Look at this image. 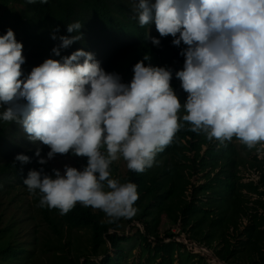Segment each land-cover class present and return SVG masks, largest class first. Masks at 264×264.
Listing matches in <instances>:
<instances>
[{
    "label": "clouds",
    "instance_id": "obj_1",
    "mask_svg": "<svg viewBox=\"0 0 264 264\" xmlns=\"http://www.w3.org/2000/svg\"><path fill=\"white\" fill-rule=\"evenodd\" d=\"M133 11L141 27L154 24L161 38L186 46L175 71L187 93L183 104L171 84L173 70L146 66L147 55L134 65L130 83L83 49L46 59L25 77L23 43L11 28L0 36V120L15 122L29 141L50 149L45 157L37 147L41 167L23 181L41 208L66 215L79 204L110 223L135 216L138 186L112 178L110 166L123 158L128 170L145 172L185 124L208 141L235 138L249 149L264 147V0H138ZM82 28L70 23L71 35L58 36L57 27L52 55L81 41ZM145 39L161 45L150 34ZM58 155L86 164L46 171ZM15 161L31 159L18 154Z\"/></svg>",
    "mask_w": 264,
    "mask_h": 264
},
{
    "label": "trees",
    "instance_id": "obj_2",
    "mask_svg": "<svg viewBox=\"0 0 264 264\" xmlns=\"http://www.w3.org/2000/svg\"><path fill=\"white\" fill-rule=\"evenodd\" d=\"M131 3L134 2L125 6L110 0H48L46 4L39 0H0V36L11 28L17 41L23 43L26 63L22 68L26 77L46 59H61L83 49L81 40L62 51L61 57L53 56L52 49L59 41L51 37L57 27L58 36L71 35L67 25L77 21L83 25V35L84 11H90L104 31L121 40L101 63L107 72L115 69L127 76L147 55L150 60L145 61L146 66L150 63L173 70L172 87L186 102L187 93L174 71L176 63L184 64L180 52L186 46H173L171 36L161 38L154 24L141 27L134 19V8L127 9ZM127 10L132 16L126 14ZM147 34L161 39L160 47L146 40ZM3 110L0 107V112ZM184 114L183 111L180 117ZM11 124L0 120V140ZM189 129L190 125L185 124L145 172L128 170L126 162L121 165V183L138 186V211L127 221L143 225V229L137 227L128 235L121 226L123 219L106 223L102 221L105 214L90 207L77 204L66 215H60L58 209L39 207V196L31 195L23 184L30 170L41 167L35 156L37 148L22 153L30 157L28 164L15 161L16 156L0 162V185L7 186L6 190L0 186V193L5 191L16 203L0 194V264H11L24 254H36L40 245L44 264H264V158H259L264 149L259 144L249 149L241 142L237 144L235 138L225 144L215 139L208 141L203 134ZM49 150L43 146L42 155L46 157ZM65 157L71 155L56 158ZM44 167L48 172L60 169L52 161ZM244 172L254 173L256 179L246 181ZM201 174L202 181L198 178ZM13 179L15 183H11ZM2 207L5 209L1 211ZM36 218L45 228L28 231L23 240V226ZM171 218L176 220L174 225ZM178 225L191 244L207 248L212 257L172 240L175 235L171 231Z\"/></svg>",
    "mask_w": 264,
    "mask_h": 264
},
{
    "label": "rangeland",
    "instance_id": "obj_3",
    "mask_svg": "<svg viewBox=\"0 0 264 264\" xmlns=\"http://www.w3.org/2000/svg\"><path fill=\"white\" fill-rule=\"evenodd\" d=\"M114 3H122V5L128 6L129 2H134L131 3L130 6L127 9H133L135 7L134 4L138 3V0H110ZM152 3L155 2V0H151ZM133 6V7H132ZM126 14L129 16H132V13H130L128 10L126 11ZM133 15H135L134 11H133ZM17 32H21V29H17ZM83 39H82V47L85 51L88 52H92L95 54L96 58L102 63L105 61V57L106 55H108V53L111 52L112 47H116L118 44L121 43V40H119L118 37L114 36V34L112 32H108V31H104L103 25L100 21H98V19H95L92 15V13L90 11H84V29H83ZM113 34V35H112ZM122 59V58H121ZM123 68V67H121ZM114 69V67H113ZM179 69V67L174 66V71H177ZM115 72L119 73V70H115ZM120 75L124 76L125 74L123 72H120ZM134 73L133 71L130 72L127 76L125 75V77H123V82L125 83H130L132 80ZM183 95V94H182ZM181 103H184V100L181 99L180 100ZM183 113V109H181V112L179 113V115L181 116ZM240 142H237V144H239ZM40 147L42 148L43 145L42 144H38V143H32L31 141H29L27 139L26 134L24 133L23 129L16 124L15 122H12V124L6 129L3 138L0 140V162L11 159L15 156H17L18 154H22L23 152L29 151L31 149ZM264 149V147H262ZM174 153H171V155H173ZM175 155V154H174ZM260 159L264 158V151L263 153L259 156ZM126 161L123 160V158H121L120 160L113 162V164L111 166H113V168L111 169V174H112V178L117 179L121 182V176H122V164L125 163ZM52 164L59 166V168L62 170L64 164H69L73 167L76 168H81L83 165L86 164V161L83 158L80 157H65V158H55L54 160H52ZM242 176L245 178L246 181H251L253 179H256L254 173L252 174H248L247 172H244L242 174ZM199 179H201V181L203 180L202 178V174L198 177ZM196 179V178H195ZM16 179H13L11 181V183H15ZM200 182V181H199ZM2 188H4L5 190L7 189V186L5 185V183H3ZM5 199L8 200H12L14 204H16L14 202V198L8 194H6L5 191H3L2 193ZM24 194V193H22ZM28 198L32 199V196H29ZM8 208V206H7ZM5 209L4 207L1 208ZM31 211H34L33 209H31ZM11 214V213H10ZM13 215V214H11ZM102 221L106 222V223H110L109 222V218L108 217H104V219L102 218ZM171 221V225H174L176 220L174 218L170 219ZM166 221L164 220L163 223H165ZM134 225H136V227H134ZM121 226L122 228L125 230L126 235H128V233H131V231L133 230V232L135 231V228H141L143 229V225L141 223H128L127 219H123L121 222ZM163 226H165V224H163ZM163 226L160 228V230L163 232L165 230V228H163ZM35 228H39L40 229H44L45 225L42 223V221L39 218H36L35 221H33L32 224L29 225H24L22 228V235H23V240H25L26 238V234L28 231H33ZM181 225H178L177 227H174V229L171 231V233H173L175 235V237L172 240H177L180 241L184 244H186L190 249H192L194 246V252L197 254H203L207 257H212L211 253L209 252V250L207 248V251L204 249V247H198L195 246L194 244H191L184 235L181 234ZM110 232H113L112 230ZM33 236V233H32ZM31 240V239H30ZM138 253V250H134V253ZM100 259H102V256L99 257ZM84 260L82 259V262ZM41 262L44 264L45 263V257L41 255V245L39 246L36 254H24L23 256L12 260L11 264H41ZM220 264V263H219Z\"/></svg>",
    "mask_w": 264,
    "mask_h": 264
},
{
    "label": "water",
    "instance_id": "obj_4",
    "mask_svg": "<svg viewBox=\"0 0 264 264\" xmlns=\"http://www.w3.org/2000/svg\"><path fill=\"white\" fill-rule=\"evenodd\" d=\"M199 247V246H198ZM207 251V249H205ZM212 255V254H211Z\"/></svg>",
    "mask_w": 264,
    "mask_h": 264
}]
</instances>
